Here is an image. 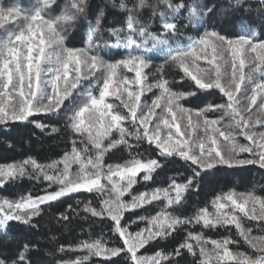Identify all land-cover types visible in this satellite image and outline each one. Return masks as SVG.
Segmentation results:
<instances>
[{"label": "snow or ice", "instance_id": "obj_1", "mask_svg": "<svg viewBox=\"0 0 264 264\" xmlns=\"http://www.w3.org/2000/svg\"><path fill=\"white\" fill-rule=\"evenodd\" d=\"M107 8L122 25L105 30ZM93 10L92 0H0V130L66 134L56 159L0 163V192L33 184L0 196V264H43L39 239L14 241L9 229L38 233L56 202L66 203L57 224L89 230L45 251L49 264H264V194L229 188L185 210L208 177L264 171V0H106L94 22ZM221 17L239 30L223 33ZM81 27L83 46H69ZM201 96L212 99L188 106ZM115 152L126 158L109 163Z\"/></svg>", "mask_w": 264, "mask_h": 264}, {"label": "trees", "instance_id": "obj_2", "mask_svg": "<svg viewBox=\"0 0 264 264\" xmlns=\"http://www.w3.org/2000/svg\"><path fill=\"white\" fill-rule=\"evenodd\" d=\"M5 3L10 0H4ZM25 5H30L33 0H21ZM224 0H221L223 3ZM94 10L90 14L89 19L93 22L95 20V7H104L106 0H92ZM107 15L102 21L103 27L106 29L118 27L123 23V16L116 10L111 8L106 9ZM230 17H221L217 23V27L225 34L231 35L239 30L237 24L227 23ZM86 32V27L78 28L74 31L69 40V46L81 47L83 46V38ZM195 36V33H189ZM107 38V36L105 37ZM159 63V61H157ZM174 71V70H173ZM179 86V85H178ZM212 99L211 97H192L189 107H201L206 100ZM57 126L63 128V120L52 121ZM11 143V147H9ZM66 134L62 131L58 137H49L41 134L38 129L32 126L14 125L10 131L0 130V163H8L17 161L25 156L32 155L37 157L42 162H47L52 159L58 158L59 155L65 150ZM126 155L122 152H115L110 154L108 159L109 163L122 162ZM171 175V173H167ZM166 182V175H161V183ZM33 188L32 182L27 180L22 181L16 185L8 187L6 191L0 192V196H8L9 198H16L21 194L26 193L29 189ZM235 188L240 192L255 191L258 194L262 193L264 189V171L260 170L257 166H247L243 169L221 171L216 176L208 177L202 184L198 194L193 195L189 203L185 206L187 214L195 211L197 206H203L204 203L215 192ZM141 190L143 188L141 187ZM39 191V187L34 189V194ZM67 203H74L73 200H67ZM66 203L56 202L51 208H48L41 218H37L40 224L38 233L30 232L23 225L13 222L12 227L9 229V234L14 241H40L41 253L39 258L43 264H49L50 257L44 255L45 251H54L58 243H74L79 239L87 238L89 225L83 221H73L71 224L62 225L55 222V216L64 211ZM81 227L85 231H81ZM94 236L100 235V226H93L91 229ZM106 231V229H105ZM212 238H218L215 232L206 233ZM55 236L56 242H50L49 237ZM106 238V237H105ZM179 239V237H178ZM175 245V241L161 242V247L165 250H171ZM143 251V250H142ZM182 264H191V257H186Z\"/></svg>", "mask_w": 264, "mask_h": 264}]
</instances>
